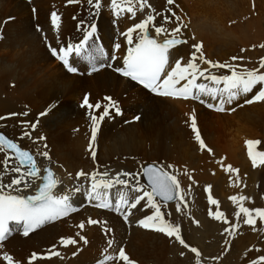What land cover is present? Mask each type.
Returning <instances> with one entry per match:
<instances>
[{
    "label": "bare ground",
    "instance_id": "6f19581e",
    "mask_svg": "<svg viewBox=\"0 0 264 264\" xmlns=\"http://www.w3.org/2000/svg\"><path fill=\"white\" fill-rule=\"evenodd\" d=\"M149 3L157 13L154 24L149 25L152 36L164 40L172 37L171 33L178 25L186 26L177 36L187 42L176 46L174 51L177 58H184L182 66L194 53L199 58L201 53H196L193 45L202 42L201 51L205 59L238 65V71L259 69L260 61L264 59V0H174L172 5L167 4V0H149ZM53 11L61 17V43L77 42L83 34L77 23L81 19L87 22L91 11L86 0L79 4H69L67 0H0V116L28 113L26 117L0 120V131L15 138L22 146L32 148L35 155L47 150L57 172L56 178L63 180L61 191H68L76 185L75 180L69 179V173L74 177L80 170L91 172L110 168L113 173L118 170L137 172L141 165L153 162L171 164L181 171L187 168L196 182L192 184L184 175L179 177L185 190L192 184L191 196L186 197L189 204L187 214L177 213L174 203L162 211L166 219L180 224L185 242L196 247L201 255L204 248L213 242V257L200 264H249L251 259L264 254V233L259 230L264 228V223L258 220L254 231L253 226L241 222L235 234L224 233V228L229 225L209 217L207 201L209 194L217 199L230 224L237 222L234 215L236 205L230 200L232 195L250 197V201L244 202L246 207L264 208V166H252L245 143L258 140L260 143L256 149L264 151V102L238 107L237 103L243 104L244 97H241L228 106L234 107L235 111L221 113L198 101L154 96L116 75L112 68L106 67L89 75L85 73L88 66L83 64L80 66L82 75L70 74L51 56L43 40L47 35L48 42L58 47L57 34L50 23ZM164 16H168L170 22L165 24ZM9 17L13 19L9 20ZM144 18L145 14L138 12L135 23ZM94 22L102 36L101 47L106 52L111 53L114 43H122L116 52L119 58L129 47L121 33L133 26V20L115 17L109 10L108 0H104L101 14L95 17ZM37 25L43 32L36 31ZM161 25L167 31L157 35L154 27ZM137 35L133 33L134 43ZM232 57L238 59L232 60ZM197 63L202 69L208 67L199 59ZM211 71L230 74L228 69L214 68ZM260 71L264 72V69ZM85 94H88L90 103L100 102L102 105L106 104L104 96L111 94L122 108V115L112 113V118L106 117L102 122L94 145L98 157L95 162L86 151L90 137L89 110L80 107ZM53 104L55 109L39 118L38 127L32 133L33 137L43 135L46 140L34 144L28 137L20 139L24 130L20 121H36L38 114ZM102 111L103 107L95 114L98 116ZM193 111L212 154L199 149L188 126ZM135 115L141 118L133 121ZM37 160L42 158L37 155ZM47 163L48 160H43V165ZM227 165L239 170L238 186L235 185L237 174L226 172ZM140 180L144 182L142 176ZM82 183L84 186L88 184L86 181ZM206 185L211 186L210 193L204 191ZM76 198L83 201L77 212L47 224L27 237L14 232L3 242L0 252H7L14 261L27 264L31 253L43 254L56 245V251L61 254L59 257L39 259L33 264H97L107 247V239L114 238L135 264H180L188 261L176 256L174 259L170 256L172 261H169L172 249L185 253L188 259L190 256L197 258L174 238L137 226L138 219L151 214V210L144 207V202L138 206L143 210H132L129 222L125 223L118 214L95 209L82 193ZM211 207L216 210V206ZM89 217L106 220L113 229L112 233L105 234L103 224L87 225ZM81 221L86 224L83 230L77 227ZM77 232L87 238V245L79 241ZM61 237L75 238L78 243L65 248L59 243ZM255 248L261 249V253L255 252ZM117 251L118 248L108 250L109 254ZM73 253L77 254L74 256ZM218 254L222 255L220 261ZM0 264L6 262L0 259Z\"/></svg>",
    "mask_w": 264,
    "mask_h": 264
},
{
    "label": "snow or ice",
    "instance_id": "6c2138e0",
    "mask_svg": "<svg viewBox=\"0 0 264 264\" xmlns=\"http://www.w3.org/2000/svg\"><path fill=\"white\" fill-rule=\"evenodd\" d=\"M67 2L69 4H79L82 0H67ZM86 3L91 11L88 21L81 19L77 26L78 30L83 33L77 42L61 43L59 38L61 17L56 11L51 12L50 23L52 30L57 34L56 45L58 47L48 42L47 35L43 36L45 46L51 56L59 61L68 73L78 74L81 62L88 66L89 75L105 67L113 68L119 75L137 82L155 96L184 101H198L208 109L221 113L235 111L234 107L228 106L238 102L241 97H244L243 104L237 103L238 107L251 105L255 102H264V72L260 71V69H264V59H261L259 69L243 68L238 71V65L205 59L201 51L203 48L201 42L193 45L195 52L201 53L199 58L194 53L182 66L181 61L184 58H177L174 51L176 46L187 42L185 39L176 38L177 34L181 32V28L186 26L178 25L171 33L173 38H166L163 42H158L157 39L152 38L149 25L154 24L157 13L151 7L149 0H108L109 10L115 17L133 20V26L128 27L121 33L125 38V42L129 45L127 54L122 58L123 66L113 67V63L109 61L114 62L118 59L116 52L121 49L122 43H114L111 53H108L94 39L97 32V24L94 22L95 17L101 14L104 0H86ZM173 3L174 0H167V4L172 5ZM33 12H36L35 8H33ZM138 12L145 14V18L139 23H135ZM8 19L13 18L9 17ZM177 20H179V17H177ZM168 22H170V18L164 16V23ZM36 31L38 33L43 32V29L37 25ZM154 31L157 35H160L165 33L167 29L161 25L155 26ZM133 33H138L135 37V43ZM197 59L201 64H206L208 67L200 68ZM231 59L237 60L238 57H232ZM239 59L243 58L240 57ZM214 68L228 69L230 74L213 73L211 69ZM257 86L260 87L258 91L254 92ZM249 94H252L251 98H248ZM104 100L107 101V104L102 105L100 102L93 104L89 102L88 94H85L80 104V107L89 110L87 116L90 121V137L86 151L91 154L94 162L98 159L94 145L102 122L106 117L112 118V113L122 115L118 101L110 96H105ZM55 107L56 105L53 104L46 111L40 112L34 122L20 121L24 129L21 132L20 139L28 137L32 139L34 144L45 141V136L33 137L32 133L38 127L39 118L48 115ZM101 107H103V111L97 116L95 111L101 109ZM27 115L26 111L9 113L7 116H0V120L10 117H26ZM140 118V115H136L133 117V121H138ZM125 123H131V121ZM188 126L194 134L199 149L212 154V149L206 144L198 128L194 111L190 114ZM245 143L252 166L254 168L264 166V151L256 149L260 141L247 140ZM44 148L47 149L46 144ZM0 154H2V158H0V249L4 246L3 242L14 232H22V235L27 237L43 226L77 212L83 206V201H78L76 196L82 193L89 204H93V201H95L94 207L111 210L120 215L125 223L129 222V217L133 214L132 210H143L142 208L138 209V206L144 202V207L150 209L151 214L138 219L136 221L138 227L174 238L184 248L190 249L197 258L200 256V252L196 247H190L185 242L180 224L166 219L165 213L162 211L163 208H167L171 203H174L177 213L187 214L186 210L189 204L186 197L191 196L192 184L196 183L187 168L181 171L175 169L171 164L164 165L153 162L141 165L140 170L137 172L118 170L113 173L110 168H105L103 171L94 169L91 172L80 170L75 173L74 177L69 173V179L75 180L76 185L68 191H61L64 188L63 180L56 178L51 167L43 165V160H48L51 164V157L47 150L37 153L42 158L38 161L37 155H34L31 150L21 146L15 138L0 132ZM225 171L237 174L235 185L238 186L240 183L239 170L227 165ZM181 175L187 176L188 180L192 181L187 190L182 187L179 178ZM141 176L146 179V183H141ZM82 181L88 182V186L85 187ZM230 183H232L231 178ZM112 189H115L114 193ZM210 189L211 186L206 185L204 191L210 193ZM29 190L33 194H23ZM250 199V197L243 194L230 197V200L236 205L234 215L237 221L230 224L228 217L219 208V201L209 194L207 197L210 206L208 215L229 225V227L224 228V233L235 234L241 222L253 226L255 231L257 230L258 220L264 223V208L246 207L244 202L250 201ZM211 206H216V210L213 211ZM170 215L171 213H168V216ZM86 223L87 225L103 224L102 231L105 234H111L113 231L106 220L101 221L89 217ZM77 227L83 230L86 224L81 221ZM259 230L264 233V228ZM76 236L85 245L89 243L87 238L80 232H77ZM59 243L66 248L76 245L78 241L72 237H61ZM106 244L104 254L97 261V264H113V262L114 264H120V262L135 264L134 261L130 260L125 248L122 245H117L114 238L107 239ZM116 248H118L117 252L109 254V249ZM249 251H253V249H249ZM254 251L261 253L262 250L255 248ZM76 254L73 253L74 256ZM60 255V252L56 251V245H53L46 253H31L27 264H33L39 259H51L53 256L59 257ZM0 259L5 261L6 264H20V262L14 261V258L7 252H0ZM196 264H200L199 259H197ZM249 264H264V254L257 255L249 261Z\"/></svg>",
    "mask_w": 264,
    "mask_h": 264
},
{
    "label": "rangeland",
    "instance_id": "374dc122",
    "mask_svg": "<svg viewBox=\"0 0 264 264\" xmlns=\"http://www.w3.org/2000/svg\"><path fill=\"white\" fill-rule=\"evenodd\" d=\"M83 64H85L84 62H82L81 64H79V67L81 66V65H83ZM136 116V115H135ZM201 236V235H200ZM202 237V236H201ZM203 238V237H202ZM204 239V238H203ZM60 241V240H59ZM210 246V247H209ZM209 246H207V247H205L204 248V251H203V255H201L200 254V256L198 257V258H192L191 256L189 257V259H188V257L186 256V254L185 253H183V252H179V253H177L176 252V250H174V249H172V251H171V254L168 256V259H169V261H172V259L170 258V256H173V259H174V257L176 256V257H180V258H182V259H185V260H188V261H184L183 263H180V264H196V259H201L200 260V262L201 263H204V262H207L209 259H211V256H212V254H213V242L212 243H210V245ZM174 252V253H173ZM181 253H183V255H181ZM211 254V255H210ZM223 260V259H222ZM187 262V263H186ZM163 264H164V262H163ZM175 264H178V263H175Z\"/></svg>",
    "mask_w": 264,
    "mask_h": 264
}]
</instances>
